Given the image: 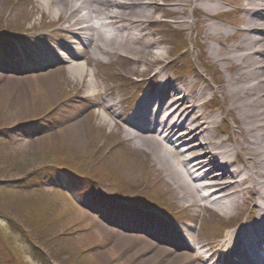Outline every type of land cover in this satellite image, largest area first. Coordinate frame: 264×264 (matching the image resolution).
Masks as SVG:
<instances>
[{
  "label": "rangeland",
  "instance_id": "1",
  "mask_svg": "<svg viewBox=\"0 0 264 264\" xmlns=\"http://www.w3.org/2000/svg\"><path fill=\"white\" fill-rule=\"evenodd\" d=\"M155 1L164 6L166 0ZM226 1L233 3L226 4L229 9L246 3ZM7 13L4 25L0 21V34L6 29L7 33L34 31L25 39L14 32L8 41L0 39V264H187L182 254L211 249L226 228L238 227L240 220L252 216L246 207L236 223L235 212L223 216L212 207L201 213L188 206L152 155L138 148L112 117L96 106L103 99L101 87L98 96L88 102L79 97L88 74L78 80L64 65L47 66L46 60L54 64L56 56L52 49H45L43 36L53 37L55 31L44 28L53 26L56 20L41 13L34 0H0V20ZM152 15L154 21L146 25L145 33L151 42H158L150 50H160V61L155 63V57L149 56L133 72V65L122 59H112L108 64L91 59L87 63L89 71L113 93H120L118 115L122 117L130 108L126 100L122 104L126 84L103 75L102 70L121 68L126 76L134 75L137 91L146 89L152 81L158 86L165 75L171 80L182 78L186 93L198 98L204 113L215 118L212 132L227 136L233 120L222 112L224 96L217 89L230 72L211 54L209 46L215 43L200 39V13L187 10L189 28L171 25V17L164 16V10ZM219 19L232 30L237 12H224ZM165 22L175 29L174 33L170 34L172 29ZM24 42L26 45H22ZM34 42L39 43L37 48ZM152 63L156 66H150ZM155 68H162L163 74L150 79ZM202 86L208 89L204 95L199 94ZM73 91L79 96L72 98ZM177 107L192 118L186 104ZM221 127L226 128L223 131ZM145 175L149 179L143 186ZM97 181L108 200L86 189L90 185L97 190ZM55 183L61 187L51 188ZM103 199L106 202L98 206ZM137 199L156 209L148 216L151 220L135 216L132 207ZM34 203L39 207L28 206ZM211 211L219 222L213 220V226H207L202 221L213 216ZM222 226L221 233L209 236L210 231ZM208 257L207 252L201 254V259ZM195 263L202 264L196 259Z\"/></svg>",
  "mask_w": 264,
  "mask_h": 264
},
{
  "label": "bare ground",
  "instance_id": "2",
  "mask_svg": "<svg viewBox=\"0 0 264 264\" xmlns=\"http://www.w3.org/2000/svg\"><path fill=\"white\" fill-rule=\"evenodd\" d=\"M34 3L41 13L56 20L62 39L53 46L68 73L78 80L88 74L84 93L78 96L88 102L98 96L101 87L104 97L96 106L112 117L138 148L152 155L182 201L200 212L213 207L223 216L247 206L257 214L256 219L245 220L220 238L205 261L201 260L203 251L182 254L184 263L193 264L196 259L202 264H217L223 252L230 264H237L235 259H241V264H264V0H246L240 5L232 30L217 21L223 12L230 11L219 0H166L164 6L155 0ZM189 8L200 13V39L215 43L209 46L211 54L230 72L217 89L224 96L222 112L233 120L231 133L225 137L212 132L215 118L204 113L198 98L167 75L155 89L146 88L130 115L121 118L119 95L115 99L111 88L87 67L91 59L101 64L122 59L133 65L135 72L149 56L155 57V63L160 61V50H150L158 42H151L145 33L146 25L154 21L152 13L164 10L171 25L189 28ZM162 74L161 68L157 76ZM207 90L202 86L199 94ZM166 91H172L174 97L165 95ZM180 103L186 104L192 118L179 110ZM101 118L107 120L102 114Z\"/></svg>",
  "mask_w": 264,
  "mask_h": 264
},
{
  "label": "trees",
  "instance_id": "3",
  "mask_svg": "<svg viewBox=\"0 0 264 264\" xmlns=\"http://www.w3.org/2000/svg\"><path fill=\"white\" fill-rule=\"evenodd\" d=\"M29 207H39V204L37 205V203H34L33 205H28Z\"/></svg>",
  "mask_w": 264,
  "mask_h": 264
}]
</instances>
